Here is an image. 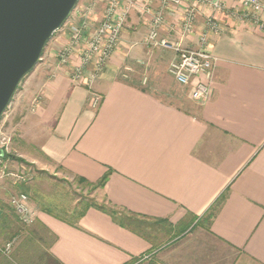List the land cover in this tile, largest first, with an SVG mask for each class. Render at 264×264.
Masks as SVG:
<instances>
[{"label": "crops", "instance_id": "0c3cea01", "mask_svg": "<svg viewBox=\"0 0 264 264\" xmlns=\"http://www.w3.org/2000/svg\"><path fill=\"white\" fill-rule=\"evenodd\" d=\"M84 1L88 22L98 25L106 0ZM210 1L222 8L183 0L166 9L160 30L162 38L195 49L207 18H214L207 51L216 63L205 104L168 74L171 53L141 44L161 3L154 0L145 13L138 0L93 82L98 108L91 109L85 85L70 80V68L50 55L30 75L10 139L17 157L58 178L95 183L110 173L95 194L99 203L105 197L131 213L167 220L179 236L153 248L93 207L75 227L31 196L35 220L26 226L9 205L18 187L0 182V264H264V14L257 21L239 0ZM192 6L194 30L181 38ZM225 191L207 225V211ZM75 206L71 201L67 209Z\"/></svg>", "mask_w": 264, "mask_h": 264}, {"label": "built area", "instance_id": "2783aa9c", "mask_svg": "<svg viewBox=\"0 0 264 264\" xmlns=\"http://www.w3.org/2000/svg\"><path fill=\"white\" fill-rule=\"evenodd\" d=\"M138 0H106V7L102 20L98 25H91L88 18L91 14L89 5L76 9L68 21L57 32L68 33L67 43H62L56 59L61 67H69V78L74 84H84L90 95L91 109H97L101 97L92 91L93 82L103 72L111 55L118 48L120 36L129 12L135 7ZM192 4L201 5L208 3L214 9L220 10L219 3L210 0H190ZM154 0H144L143 12H148V7ZM161 10L156 11L149 23L147 35L141 44L146 48L158 49L172 54L167 72L181 87L191 86L190 98L198 104H205L209 99L210 86L216 59L207 51L208 33L217 31L214 18H207L206 31L198 36L197 47L187 49L181 41L174 42L162 38L160 30L164 24L166 9L178 7L183 0H160ZM240 5L253 15L264 14L262 0H239ZM192 6L185 13L181 24V38L191 34L194 30L196 7ZM75 15L77 21L73 20ZM257 16L256 20H260ZM264 28V25H261ZM68 31V32H67ZM55 36V35H54ZM91 68V69H90ZM130 69L127 70L129 72ZM146 79H144V82ZM9 205L13 209L18 221L23 225H31L35 220V212L29 205V198L23 193L14 194L9 198ZM10 245L6 246L8 252Z\"/></svg>", "mask_w": 264, "mask_h": 264}, {"label": "water", "instance_id": "95a60500", "mask_svg": "<svg viewBox=\"0 0 264 264\" xmlns=\"http://www.w3.org/2000/svg\"><path fill=\"white\" fill-rule=\"evenodd\" d=\"M79 1L0 0V120Z\"/></svg>", "mask_w": 264, "mask_h": 264}, {"label": "trees", "instance_id": "16d2710c", "mask_svg": "<svg viewBox=\"0 0 264 264\" xmlns=\"http://www.w3.org/2000/svg\"><path fill=\"white\" fill-rule=\"evenodd\" d=\"M3 151L5 154L4 157L0 159L1 161H6L11 159L25 164V161L23 159L19 157H15L9 153H6L4 148ZM40 172L45 173L44 171H40ZM109 174L110 173H106L99 181L95 183H89L79 177H74L73 180L77 183V185L83 186L85 188H89L91 191H93L94 194L97 195L98 192L103 189L105 183L107 182ZM65 183L67 182L60 181L59 183L58 182L52 183L51 186H47V185L40 186L37 184L31 187H28L26 186V184H22V183L19 185L16 184L15 185L18 187V191L20 193L27 195L28 198H30L31 196V198H33L34 202L36 203L37 206H39V208L41 207L43 210H46L54 214L55 216H59L63 218V220H65L66 222H68L69 224L75 227L77 226V222L86 212V210L90 207H93L98 211L107 215L115 225L147 241L153 248L163 246L179 236L178 234H173V229L167 220L151 219L131 213L125 209L118 208L112 205L110 202H108V200L105 197H103L101 203H99L98 201L96 202L91 201L89 203L87 201L84 202L78 201V203L76 202V206L70 210H68L67 208L61 209L59 203L60 204L62 203L61 201H59L58 197H64L65 195H67L68 196L67 198L69 199V203H71V201L74 202L73 201L74 198L72 197L73 195L70 193V191L68 190V186L65 185ZM41 187H44L47 190L48 196H45V194L39 190V188ZM39 192L42 195L39 194ZM54 192L55 194L52 195V193ZM57 194L58 196H56ZM227 194H228L227 191L221 194L217 198L215 203L207 211L205 216L207 225L213 220L218 210L225 202Z\"/></svg>", "mask_w": 264, "mask_h": 264}, {"label": "rangeland", "instance_id": "374dc122", "mask_svg": "<svg viewBox=\"0 0 264 264\" xmlns=\"http://www.w3.org/2000/svg\"><path fill=\"white\" fill-rule=\"evenodd\" d=\"M84 0H80L79 3L82 5H87L88 3H84ZM79 4V5H80ZM68 32V31H67ZM65 34V35H64ZM63 36V37H62ZM66 39V40H65ZM68 41V33L61 32L56 33L53 39L47 44L43 56L36 68L21 82L17 92L15 93L9 107L7 108L5 114L2 116V119L0 121V149H5L6 153H9L15 157L17 155L11 150L10 143L13 135L16 133L14 129V122L15 119L20 116V113L22 112V105L25 101V97L27 93H29V87L31 84H29V78L36 69L43 68V63L47 59L48 56L54 55L56 59V55L58 50L61 48L62 43H67ZM57 60V59H56ZM29 85V86H28ZM175 91V90H173ZM176 95L181 94V92L175 91ZM183 98V96H182ZM26 157V158H25ZM24 159L28 160L29 157L25 156ZM22 159V158H21ZM23 159V160H24ZM25 161V160H24ZM0 182L3 185H6L7 187L11 188V185L15 183L16 185L19 184H26V186L31 187L33 185H43L45 186L46 183H59L60 181H65V185L68 186V190L73 195L74 198L73 201L78 203V201H87L88 203L91 201L96 202L95 194L93 191H91L89 188H85L83 186L77 185V183L73 180H64L61 178H58L54 175H51L47 172L42 173L40 172V169L38 166L32 165L25 161V164L22 162L14 161V160H7V161H0ZM40 179V180H38ZM36 180V181H35ZM13 186V185H12ZM39 190L45 194V196H48L47 190L44 187L39 188ZM39 194H41L39 192ZM52 193V195H54ZM14 194L10 193L8 195V199ZM42 195V194H41ZM58 196V194L56 195ZM63 196V195H61ZM68 196L65 195L64 197H58L59 201L62 203L63 208H68L69 199Z\"/></svg>", "mask_w": 264, "mask_h": 264}]
</instances>
